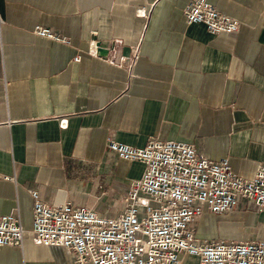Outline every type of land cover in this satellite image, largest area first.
<instances>
[{
    "label": "crops",
    "instance_id": "obj_1",
    "mask_svg": "<svg viewBox=\"0 0 264 264\" xmlns=\"http://www.w3.org/2000/svg\"><path fill=\"white\" fill-rule=\"evenodd\" d=\"M189 1L0 0V215L23 227L0 264H75L68 248L33 241L30 190L104 216L123 209L144 165L109 139L188 141L246 177L264 166V0H211L239 21L233 34L184 23ZM193 225L200 241L259 239L264 210L239 198L222 213L204 207Z\"/></svg>",
    "mask_w": 264,
    "mask_h": 264
},
{
    "label": "built area",
    "instance_id": "obj_2",
    "mask_svg": "<svg viewBox=\"0 0 264 264\" xmlns=\"http://www.w3.org/2000/svg\"><path fill=\"white\" fill-rule=\"evenodd\" d=\"M183 22L201 23L211 34H233L240 26L211 0H190ZM2 23L0 14V27ZM35 33L68 42L49 28L38 26ZM107 149L144 165L142 175L129 183L123 209L104 216L69 201L46 203L30 190L35 243L68 248L75 264H180L181 254L196 256L199 264H264V234L259 239L200 241L193 225L204 207L222 213L239 198L264 210V166L258 165L251 177L241 176L228 158L212 160L188 141L150 139L134 147L109 139ZM22 234L19 217L0 215V248L21 246Z\"/></svg>",
    "mask_w": 264,
    "mask_h": 264
},
{
    "label": "water",
    "instance_id": "obj_3",
    "mask_svg": "<svg viewBox=\"0 0 264 264\" xmlns=\"http://www.w3.org/2000/svg\"><path fill=\"white\" fill-rule=\"evenodd\" d=\"M99 51H100V48H99Z\"/></svg>",
    "mask_w": 264,
    "mask_h": 264
}]
</instances>
